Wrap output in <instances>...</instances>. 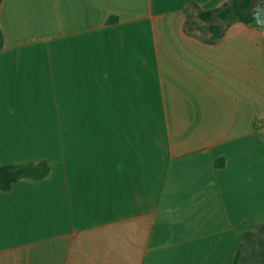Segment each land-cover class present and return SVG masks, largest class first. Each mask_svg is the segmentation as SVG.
<instances>
[{"label": "crops", "instance_id": "0c3cea01", "mask_svg": "<svg viewBox=\"0 0 264 264\" xmlns=\"http://www.w3.org/2000/svg\"><path fill=\"white\" fill-rule=\"evenodd\" d=\"M228 1L2 2L0 165L52 170L0 190V264H153L170 224L165 264H235L264 223V27L185 28Z\"/></svg>", "mask_w": 264, "mask_h": 264}, {"label": "trees", "instance_id": "16d2710c", "mask_svg": "<svg viewBox=\"0 0 264 264\" xmlns=\"http://www.w3.org/2000/svg\"><path fill=\"white\" fill-rule=\"evenodd\" d=\"M3 1L0 0V5ZM255 5L256 0H229L220 8L200 10L196 4H193L188 11L186 31L191 32L194 27L201 24V30L210 34L208 42L215 43L224 35L226 28L234 22L254 24V15L251 10ZM116 20V17L112 16L108 23H114ZM3 46L4 37L0 29V50ZM51 170L52 167L48 161L23 165H0V190H9L20 180H44ZM235 264H264V223H255L251 230L240 236Z\"/></svg>", "mask_w": 264, "mask_h": 264}, {"label": "rangeland", "instance_id": "374dc122", "mask_svg": "<svg viewBox=\"0 0 264 264\" xmlns=\"http://www.w3.org/2000/svg\"><path fill=\"white\" fill-rule=\"evenodd\" d=\"M260 1H262V0H256V4H258ZM224 5V4H223ZM222 5V6H223ZM222 6H220V7H222ZM220 7H218V8H220ZM155 110V109H154ZM153 113L154 114V112H156V110L155 111H151V110H149V113ZM160 121H162V119H160ZM161 124V123H160ZM92 126H84V128H85V132H87V131H91L90 130V128H91ZM94 127V126H93ZM87 128L89 129V130H87ZM107 128H108V126H103V125H100L99 126V138L101 139V138H103V134L104 133H106L107 132ZM154 129H155V126H153V129L151 130L150 129V127L148 126V132L150 133L151 131L153 132L154 131ZM148 145H149V147H150V145L151 144H153V143H155L154 141H150V140H148L147 142H146ZM218 211V210H217ZM169 230H170V232H169V234L167 235V237L165 238V240H164V242H163V246L161 247V250H160V252H158V253H160L161 255H162V258H158L153 264H165L166 262H168L169 260H167L166 258H170L171 256H172V254H173V252H172V249H171V244L173 243V241H174V233H176L175 231H174V228H173V226H172V224H170V226H169ZM149 255L152 253V246H150L149 247ZM145 264H152L151 263V261L150 260H146V262H145Z\"/></svg>", "mask_w": 264, "mask_h": 264}, {"label": "water", "instance_id": "95a60500", "mask_svg": "<svg viewBox=\"0 0 264 264\" xmlns=\"http://www.w3.org/2000/svg\"><path fill=\"white\" fill-rule=\"evenodd\" d=\"M251 12L254 15V21L264 27V0L255 5Z\"/></svg>", "mask_w": 264, "mask_h": 264}, {"label": "flooded vegetation", "instance_id": "af4514ba", "mask_svg": "<svg viewBox=\"0 0 264 264\" xmlns=\"http://www.w3.org/2000/svg\"><path fill=\"white\" fill-rule=\"evenodd\" d=\"M257 5V4H256Z\"/></svg>", "mask_w": 264, "mask_h": 264}]
</instances>
